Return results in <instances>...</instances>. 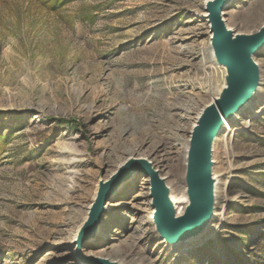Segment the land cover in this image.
Returning a JSON list of instances; mask_svg holds the SVG:
<instances>
[{"label": "rangeland", "instance_id": "obj_1", "mask_svg": "<svg viewBox=\"0 0 264 264\" xmlns=\"http://www.w3.org/2000/svg\"><path fill=\"white\" fill-rule=\"evenodd\" d=\"M205 1L0 0V264H95L75 255L73 235L100 182L130 159H147L173 195L183 191L182 144L213 101L206 91L222 82L206 54ZM224 18L235 33L254 34L264 0H233ZM255 61L264 76V52ZM261 91L233 137L214 145L223 185L210 235L182 251L167 246L150 220L151 181L138 173L108 202L83 256L264 264Z\"/></svg>", "mask_w": 264, "mask_h": 264}, {"label": "water", "instance_id": "obj_2", "mask_svg": "<svg viewBox=\"0 0 264 264\" xmlns=\"http://www.w3.org/2000/svg\"><path fill=\"white\" fill-rule=\"evenodd\" d=\"M232 0H209L210 29L213 34V48L216 63L225 69V87L220 96L206 105L190 133L186 160L185 184L188 203L182 214L178 213L171 190L160 178L147 159H130L120 167L116 175L106 182H100L96 200L89 209L88 218L79 230L74 242L75 255L81 261L95 264H121L108 259L85 257L82 248L93 239L107 213V204L113 194L128 183L136 174H144L151 181L152 207L155 210V233L167 246L175 249L179 244L197 239L205 234L217 211V194L214 177V145L224 131L226 122L235 119L256 97L262 85L261 69L255 57L264 51V25L254 34L228 30L222 13Z\"/></svg>", "mask_w": 264, "mask_h": 264}, {"label": "bare ground", "instance_id": "obj_3", "mask_svg": "<svg viewBox=\"0 0 264 264\" xmlns=\"http://www.w3.org/2000/svg\"><path fill=\"white\" fill-rule=\"evenodd\" d=\"M209 0H206L205 1V3H204V5H205V10L201 13V17L202 18H205V20H208L209 21V24H210V19H209V13H208V11L206 10V2H208ZM233 3V0L229 3V5L227 6V8H225L224 9V11H223V13H222V17H223V19L226 21V19L224 18V16H225V14L227 13V10H228V8H229V6L231 5ZM227 23V22H226ZM227 28H228V30H230V31H232L233 33H235L234 32V30L232 29V28H229L228 27V25H227ZM212 34V33H211ZM236 35H239V33H235ZM212 36H213V34L211 35V38H212ZM264 52V51H263ZM262 53V52H261ZM261 53H259L258 55H260ZM206 54L208 55L207 57H209L208 58V60L210 61V63L212 62V63H214L215 64V66L220 70V76L222 77V82L219 84V85H217V86H214L212 89H208V91H206V92H211L212 94H213V101L211 102V103H209L208 105H210V104H212L213 102H215V100L220 96V94H221V91L223 90V88L225 87V69L223 68V67H220L217 63H216V61H215V57H214V52H213V48H211V40H210V46L208 47V49L206 48ZM257 55V56H258ZM256 56V57H257ZM255 57V58H256ZM259 65V64H258ZM260 66V65H259ZM261 68V67H260ZM261 76H262V85H261V88H259V92H257V94H256V97L254 98V100L251 102V103H249L248 105H247V107H246V109L244 110V111H242V113L241 114H238V115H236V117H235V119L234 120H232V121H228V122H226V127H225V129H224V131L219 135V137H218V139H217V141L218 140H220L221 138H223V137H225L226 135V133L229 135V137L231 138V137H233V133L234 132H236L237 131V129H236V124H238V122L240 121V116L242 115V114H246V112L247 111H252V110H254V108L256 107V98L259 96V94H261L262 93V86L264 85L263 84V82H264V76H263V72H262V70H261ZM263 110V107H260L259 108V110L256 112V113H259V112H261ZM202 112V111H201ZM200 112V113H201ZM200 113L198 114V116L200 115ZM254 114L252 117H247L248 118V121H247V123H250V122H252L255 118H256V116L258 115V114ZM197 120V119H196ZM196 122V121H195ZM249 125V124H248ZM229 138V139H230ZM217 141H216V143H217ZM215 143V144H216ZM188 145H189V139L188 140H185V142L182 144V146H183V151H184V155H183V166H185L186 165V160H187V153H188V151H187V149H188ZM138 159H140V157L138 158ZM143 159H145V158H143ZM158 171V170H157ZM159 172V171H158ZM135 176H133L132 178H134ZM131 178V179H132ZM160 178L162 179V180H164V181H166V183H167V185L168 186H170L171 185V181L169 180V177H166V176H162L161 177V175H160ZM216 179H217V177H215ZM131 179H129V180H131ZM128 180V181H129ZM127 184V183H126ZM217 185H216V194H217V199H218V193H219V190L221 189V186L223 185V183H222V181L221 180H219V179H217V183H216ZM124 186V185H123ZM122 186V187H123ZM121 187V188H122ZM121 188H119L118 190H120ZM117 190V191H118ZM170 190H171V195H172V199H173V202H174V204H175V206H176V209L178 210V213L179 214H182L184 211H185V207L187 206V203H188V198H187V195H185V192H186V188L184 187V189H183V191L179 194V195H173V192H172V189H171V187H170ZM117 191L115 192V193H117ZM114 193V194H115ZM113 194V195H114ZM112 198H113V196H112ZM151 198V197H150ZM152 200V199H151ZM110 202V201H109ZM152 204V203H151ZM107 208V207H106ZM109 208V207H108ZM107 208V209H108ZM217 208H218V201H217ZM219 209V208H218ZM217 212V211H216ZM153 214H155V211H154V213ZM104 217H105V215H104ZM104 217H103V219H104ZM216 217V216H215ZM103 219H102V221H101V223H100V225H99V230H98V232H97V235H99L100 236V234L102 233V228H103V226H102V224H103ZM215 219V218H214ZM214 219H213V222H214ZM150 220H151V223H152V225H153V221H154V215L153 216H150ZM213 222L210 224V226L208 227V229L206 230V232H205V234L204 235H202V236H200V237H198L197 239H193V240H189L187 243H184V244H179L176 248H175V250L176 251H182V250H185L187 247H188V245H190L191 243H194V242H198V241H200L201 239H202V237H207L208 235H210L211 233H212V231H213V229H214V226H213ZM77 234H78V232H76V235H73L74 237V239L72 240V242H73V244L75 243L74 242V240H75V238H76V236H77ZM96 235V236H97ZM95 236V237H96ZM94 237V238H95ZM124 264V263H123Z\"/></svg>", "mask_w": 264, "mask_h": 264}, {"label": "trees", "instance_id": "obj_4", "mask_svg": "<svg viewBox=\"0 0 264 264\" xmlns=\"http://www.w3.org/2000/svg\"><path fill=\"white\" fill-rule=\"evenodd\" d=\"M64 1H65V0H64ZM59 5H60V3H59ZM5 139H6V137L4 138L3 135H0V140L3 141L4 143H5ZM4 143H3V144H4ZM5 144H6V143H5Z\"/></svg>", "mask_w": 264, "mask_h": 264}]
</instances>
